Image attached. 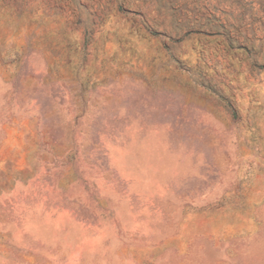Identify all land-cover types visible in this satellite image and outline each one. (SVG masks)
<instances>
[{"label":"clouds","instance_id":"obj_1","mask_svg":"<svg viewBox=\"0 0 264 264\" xmlns=\"http://www.w3.org/2000/svg\"><path fill=\"white\" fill-rule=\"evenodd\" d=\"M124 2L0 0V264H264V19Z\"/></svg>","mask_w":264,"mask_h":264},{"label":"rangeland","instance_id":"obj_2","mask_svg":"<svg viewBox=\"0 0 264 264\" xmlns=\"http://www.w3.org/2000/svg\"><path fill=\"white\" fill-rule=\"evenodd\" d=\"M33 0H4V3L14 7L16 9V17L17 19H22L26 14H30V4ZM84 7H88V0H83ZM47 4V13L55 16L61 13V9L63 8V0H45ZM236 5L241 9V15L245 18L251 16L253 21H258L264 19V0H235ZM127 4V6H125ZM175 3H172L171 0H125L124 3L117 4V15L114 17L116 23L119 24L121 21H125L126 23H131L134 21H139L141 24H144L145 13H155L162 14L164 10L171 8L175 9ZM66 10V9H64ZM225 14H228L225 12ZM234 14V13H233ZM145 32H148L149 35H153L148 31L147 27H145ZM197 38L195 41L190 42L189 46H192V43H200V38L210 39L206 33H196L194 34ZM102 41L103 47L101 45H97L96 47V59H100L101 52L103 48H106L108 43H111L110 36L105 35H97L95 30L93 32V41ZM119 43V41H117ZM5 47L7 45L5 44ZM201 50L205 52L206 55H212V49L216 48V45H211L209 48H205L204 45H200ZM81 51L84 50V44L81 42L80 44ZM89 54H91L92 50V42L88 43ZM123 50V49H121ZM195 51V48H192ZM183 55L187 56L188 51L185 50ZM14 61L11 59L9 54L8 57L5 56L4 48H0V71L5 70L9 64ZM34 62H37L34 60ZM221 85L227 89V84L221 81ZM208 92V102L211 106H216L217 104H224L226 101L223 97L219 96L218 93L214 92L212 89H206ZM246 192L249 193L250 197H253L252 206L256 208L264 207V192H261L259 187L252 188L250 186L246 187ZM247 206V205H245Z\"/></svg>","mask_w":264,"mask_h":264}]
</instances>
